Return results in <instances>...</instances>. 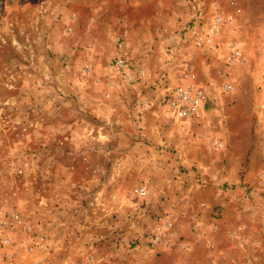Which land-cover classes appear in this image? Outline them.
<instances>
[{"label":"rangeland","instance_id":"rangeland-1","mask_svg":"<svg viewBox=\"0 0 264 264\" xmlns=\"http://www.w3.org/2000/svg\"><path fill=\"white\" fill-rule=\"evenodd\" d=\"M193 7L240 9L255 52L264 0H0V220L32 227L0 264H264L254 60L197 51ZM120 55L146 77L129 85ZM189 73L213 102L184 123L164 98Z\"/></svg>","mask_w":264,"mask_h":264},{"label":"built area","instance_id":"built-area-1","mask_svg":"<svg viewBox=\"0 0 264 264\" xmlns=\"http://www.w3.org/2000/svg\"><path fill=\"white\" fill-rule=\"evenodd\" d=\"M192 24L194 33L192 36L194 48L204 54L222 55L223 65L227 69L248 67L254 60V81L257 84L259 93L258 108L261 113V123L264 128V30L259 35V41L253 53L248 46V41L241 34L238 27V17L241 10L235 15L225 14L221 11H214L209 16L204 15L199 9L193 7ZM254 55V56H253ZM114 67L121 74L125 81L132 85L137 80L146 77L144 66L137 64L134 59L120 55L114 59ZM227 71L224 76L228 77ZM182 84L166 93L164 101L172 117L180 122L191 123L200 119L206 112L210 103L213 102L208 90L201 84L197 75L194 73L185 74ZM169 82L166 81L165 86ZM234 91L231 82L226 81L221 86V93L229 95ZM141 106L147 108V100L141 101ZM217 146L222 147L221 143ZM264 154V153H263ZM262 177L264 178L263 174ZM134 193L139 197H145L147 190L145 187L135 189ZM23 230L27 234L32 233V227L26 225L25 221L18 212L10 211L9 214L0 220V253L1 250L16 247V237L11 233L14 230ZM163 229V231H162ZM164 227H160L153 239V243L158 244ZM17 248V247H16ZM4 264H16L14 251H5L2 255Z\"/></svg>","mask_w":264,"mask_h":264}]
</instances>
